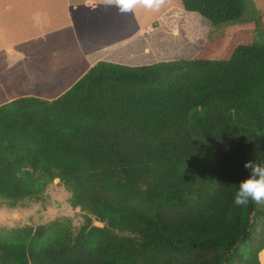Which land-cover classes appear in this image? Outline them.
Masks as SVG:
<instances>
[{
  "label": "trees",
  "instance_id": "1",
  "mask_svg": "<svg viewBox=\"0 0 264 264\" xmlns=\"http://www.w3.org/2000/svg\"><path fill=\"white\" fill-rule=\"evenodd\" d=\"M249 4L180 0L211 26ZM250 20L221 57L215 41L188 60H99L53 98L1 105L0 201L39 202L58 180L83 222L0 229V264H261L264 203L234 204L244 164H264V24Z\"/></svg>",
  "mask_w": 264,
  "mask_h": 264
},
{
  "label": "rangeland",
  "instance_id": "2",
  "mask_svg": "<svg viewBox=\"0 0 264 264\" xmlns=\"http://www.w3.org/2000/svg\"><path fill=\"white\" fill-rule=\"evenodd\" d=\"M249 1L239 20L211 26L184 11L180 0H163L152 9L137 6L129 13L104 0H0V106L21 96H57L74 82L80 67H89L82 60L90 66L99 60L129 66L188 60L215 41L223 43L214 55L221 57L233 34L254 27L250 18L259 16L264 24V0ZM69 198L55 180L39 202L12 209L0 201V229L62 217L77 228L82 213ZM260 260L264 264V256Z\"/></svg>",
  "mask_w": 264,
  "mask_h": 264
},
{
  "label": "clouds",
  "instance_id": "3",
  "mask_svg": "<svg viewBox=\"0 0 264 264\" xmlns=\"http://www.w3.org/2000/svg\"><path fill=\"white\" fill-rule=\"evenodd\" d=\"M105 5L116 7L121 13H129L137 6L145 8H158L163 0H104ZM244 168L249 170V175L238 184L234 196V204L247 206L249 202L264 203V164L247 162Z\"/></svg>",
  "mask_w": 264,
  "mask_h": 264
},
{
  "label": "crops",
  "instance_id": "4",
  "mask_svg": "<svg viewBox=\"0 0 264 264\" xmlns=\"http://www.w3.org/2000/svg\"><path fill=\"white\" fill-rule=\"evenodd\" d=\"M85 59H86V57H84ZM84 61V60H83ZM105 61V60H104ZM85 62V64L86 65H88V66H90L88 63H86V61H84ZM96 63V62H95ZM94 63V64H95ZM138 66V65H137ZM263 252H264V250L259 254V260H260V258H261V256H262V254H263ZM260 262H261V260H260ZM262 264V263H261Z\"/></svg>",
  "mask_w": 264,
  "mask_h": 264
},
{
  "label": "water",
  "instance_id": "5",
  "mask_svg": "<svg viewBox=\"0 0 264 264\" xmlns=\"http://www.w3.org/2000/svg\"><path fill=\"white\" fill-rule=\"evenodd\" d=\"M96 225H99L98 223H96Z\"/></svg>",
  "mask_w": 264,
  "mask_h": 264
}]
</instances>
